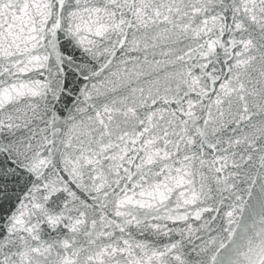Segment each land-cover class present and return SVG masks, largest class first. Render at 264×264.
<instances>
[{
	"label": "snow or ice",
	"instance_id": "1",
	"mask_svg": "<svg viewBox=\"0 0 264 264\" xmlns=\"http://www.w3.org/2000/svg\"><path fill=\"white\" fill-rule=\"evenodd\" d=\"M0 264H264V0H0Z\"/></svg>",
	"mask_w": 264,
	"mask_h": 264
}]
</instances>
